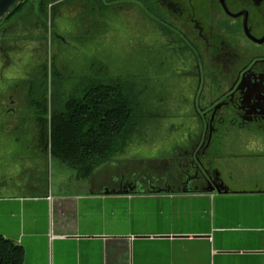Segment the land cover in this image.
I'll return each mask as SVG.
<instances>
[{
    "label": "crops",
    "instance_id": "1",
    "mask_svg": "<svg viewBox=\"0 0 264 264\" xmlns=\"http://www.w3.org/2000/svg\"><path fill=\"white\" fill-rule=\"evenodd\" d=\"M121 137V156L85 174L60 161L52 179L48 159L45 183L0 182V235L23 246V264H264V185L230 181V154L216 158L219 193L187 168L189 144L142 146L131 159L124 147L142 137Z\"/></svg>",
    "mask_w": 264,
    "mask_h": 264
},
{
    "label": "rangeland",
    "instance_id": "2",
    "mask_svg": "<svg viewBox=\"0 0 264 264\" xmlns=\"http://www.w3.org/2000/svg\"><path fill=\"white\" fill-rule=\"evenodd\" d=\"M118 1L102 0L97 5L96 0H19L2 21L6 28L0 43V95L8 94L18 102L13 103L15 112L8 113L0 104V182H9L18 174L24 180L45 183L48 159L52 179L57 176L58 159L46 153L33 159L27 147L33 114L45 117L52 107L61 106L65 93L78 91L89 78L86 68L91 61L124 80L125 90L138 108V127L134 128L138 134L132 135L143 139L154 135L157 140L156 144L133 140L124 147V157L141 156L142 146L151 149L171 143V150L185 149L194 140L197 113L213 79L202 73L198 83L196 75L188 71L195 63L178 57L186 52L176 51L174 42L158 26L138 21L132 12L138 0ZM25 86L33 87L39 107L20 105ZM217 136L209 154H230L221 159L226 168L235 170L233 180L228 177L226 182L264 185V147L240 151L233 137L223 135L217 140ZM123 145L121 137L115 156L121 154Z\"/></svg>",
    "mask_w": 264,
    "mask_h": 264
},
{
    "label": "flooded vegetation",
    "instance_id": "3",
    "mask_svg": "<svg viewBox=\"0 0 264 264\" xmlns=\"http://www.w3.org/2000/svg\"><path fill=\"white\" fill-rule=\"evenodd\" d=\"M141 1L132 11L138 21L158 26L174 42L176 51L186 52L178 57L195 63L188 71L196 75L198 83L202 73L213 79L211 88L204 91V106L197 113L194 140L185 149L189 150L187 168H193L197 177L207 179L206 173L216 181L214 169L219 155L209 154L215 147V134L217 140L223 135L233 137L240 151L264 147V0ZM5 19L0 18V43ZM25 88L20 105L39 107L33 87ZM16 101L8 94L0 95L7 113L15 112ZM23 117L25 120L26 115Z\"/></svg>",
    "mask_w": 264,
    "mask_h": 264
},
{
    "label": "trees",
    "instance_id": "4",
    "mask_svg": "<svg viewBox=\"0 0 264 264\" xmlns=\"http://www.w3.org/2000/svg\"><path fill=\"white\" fill-rule=\"evenodd\" d=\"M86 70L89 78L78 91H68L61 106L52 107L45 117L34 118L28 142L35 155L48 153L84 174L115 151L121 136L138 134L134 133L138 108L126 92L124 80L111 76L106 66L95 61ZM23 261V246L0 235V264Z\"/></svg>",
    "mask_w": 264,
    "mask_h": 264
},
{
    "label": "water",
    "instance_id": "5",
    "mask_svg": "<svg viewBox=\"0 0 264 264\" xmlns=\"http://www.w3.org/2000/svg\"><path fill=\"white\" fill-rule=\"evenodd\" d=\"M19 0H0V18L7 14V12L11 9V7L18 2ZM205 178H207L210 188H208L209 191H214L216 190L219 193H224L227 191L226 186L222 182L221 179H218V183L211 179L206 173H205Z\"/></svg>",
    "mask_w": 264,
    "mask_h": 264
}]
</instances>
